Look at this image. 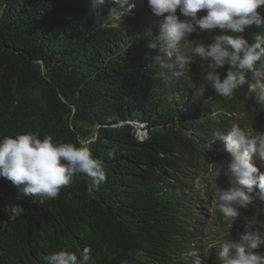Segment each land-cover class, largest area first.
Instances as JSON below:
<instances>
[{
  "label": "trees",
  "instance_id": "16d2710c",
  "mask_svg": "<svg viewBox=\"0 0 264 264\" xmlns=\"http://www.w3.org/2000/svg\"><path fill=\"white\" fill-rule=\"evenodd\" d=\"M130 2L135 8L117 22L108 18L113 0L97 9L92 0H0V138L88 141L107 174L94 198L78 176L43 203L0 177V222L8 223L0 264H48L60 250L79 258L86 246L88 264H220L219 241L238 240L245 227L264 233V201L241 208L235 222L218 212L219 192L234 185L224 174L229 154L212 142L234 123L264 133V104L247 82L232 97L217 96L198 57L165 83L159 53L147 47L163 17L147 0ZM257 11L264 16V6ZM262 30L242 35L252 42ZM219 34L189 40L207 45ZM228 67L218 69L222 79ZM252 163L264 172L258 154ZM15 205L26 211L10 221Z\"/></svg>",
  "mask_w": 264,
  "mask_h": 264
},
{
  "label": "clouds",
  "instance_id": "9594fccd",
  "mask_svg": "<svg viewBox=\"0 0 264 264\" xmlns=\"http://www.w3.org/2000/svg\"><path fill=\"white\" fill-rule=\"evenodd\" d=\"M104 3L105 0H92V7L97 9ZM113 3L116 7L108 16L112 21L121 22L135 8L130 0H113ZM147 4L156 17H163L159 34L147 47L159 53L155 60L161 69L167 70L159 74L165 83H170L173 77H183L198 57L205 69L203 79L217 96L232 97L234 90L247 82L258 102L264 104V30L256 33L252 42L242 35L249 26H264V16L257 11L264 6V0H147ZM177 9L186 19L177 15ZM200 10H206V14L198 17ZM217 28L222 34L216 35L210 44L189 40L193 33ZM186 46L191 48L190 54H185ZM225 65L229 67L222 79L218 69ZM248 73L251 80L246 79ZM217 139L229 154L224 174L234 186L221 189L216 207L225 219L235 222L241 208L253 204L255 199L264 201V172L252 163L254 154L264 160V133L252 135L234 123L226 133L214 132L212 142ZM89 143L58 142L52 135L41 139L31 132L14 138L4 136L0 138V177L9 180L21 194L43 203L56 199L75 177L85 176L87 192L94 198L95 191L106 182L107 174L103 162L93 156ZM206 147L210 149L211 143ZM9 211L11 221L26 210L15 205ZM7 227V222H0V232ZM262 246L264 233L245 227L238 240L219 241L216 256L220 264H264V254L257 251ZM90 253L88 246L79 258L76 253L60 250L48 255L46 260L48 264H88Z\"/></svg>",
  "mask_w": 264,
  "mask_h": 264
},
{
  "label": "water",
  "instance_id": "95a60500",
  "mask_svg": "<svg viewBox=\"0 0 264 264\" xmlns=\"http://www.w3.org/2000/svg\"><path fill=\"white\" fill-rule=\"evenodd\" d=\"M135 129L137 130L138 134L142 137L143 136V130L139 129V128H136Z\"/></svg>",
  "mask_w": 264,
  "mask_h": 264
},
{
  "label": "rangeland",
  "instance_id": "374dc122",
  "mask_svg": "<svg viewBox=\"0 0 264 264\" xmlns=\"http://www.w3.org/2000/svg\"><path fill=\"white\" fill-rule=\"evenodd\" d=\"M250 105V104H249ZM251 117H256V114L252 113Z\"/></svg>",
  "mask_w": 264,
  "mask_h": 264
}]
</instances>
